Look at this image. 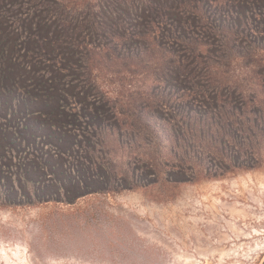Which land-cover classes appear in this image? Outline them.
Wrapping results in <instances>:
<instances>
[{"label": "rangeland", "instance_id": "obj_1", "mask_svg": "<svg viewBox=\"0 0 264 264\" xmlns=\"http://www.w3.org/2000/svg\"><path fill=\"white\" fill-rule=\"evenodd\" d=\"M16 1L0 6V264H264V162L167 178L170 127L204 108L192 88L264 108V9Z\"/></svg>", "mask_w": 264, "mask_h": 264}, {"label": "trees", "instance_id": "obj_2", "mask_svg": "<svg viewBox=\"0 0 264 264\" xmlns=\"http://www.w3.org/2000/svg\"><path fill=\"white\" fill-rule=\"evenodd\" d=\"M5 4L8 0H0V6ZM248 5L255 11L264 9L261 0H252ZM170 38L178 44L188 43L182 33ZM207 88H192L186 95L201 101L204 108L183 112V124L177 129L170 127L169 156L176 160L167 172L170 182L221 177L238 164L264 162V108L247 107L248 101L257 103L258 95Z\"/></svg>", "mask_w": 264, "mask_h": 264}]
</instances>
